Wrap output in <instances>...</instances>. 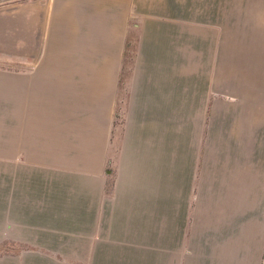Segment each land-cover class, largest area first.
I'll use <instances>...</instances> for the list:
<instances>
[{
  "label": "crops",
  "instance_id": "0c3cea01",
  "mask_svg": "<svg viewBox=\"0 0 264 264\" xmlns=\"http://www.w3.org/2000/svg\"><path fill=\"white\" fill-rule=\"evenodd\" d=\"M4 36L0 264H264V115L225 45L264 42V0H0Z\"/></svg>",
  "mask_w": 264,
  "mask_h": 264
},
{
  "label": "rangeland",
  "instance_id": "374dc122",
  "mask_svg": "<svg viewBox=\"0 0 264 264\" xmlns=\"http://www.w3.org/2000/svg\"><path fill=\"white\" fill-rule=\"evenodd\" d=\"M243 29V28H240ZM245 29V28H244ZM251 30V28H247ZM237 34H242L244 37L250 38L252 32L239 31ZM6 41L0 42V86H12V72L17 70L22 64L13 60L11 52L10 36L3 37ZM229 53V58H234L235 62H239L244 66L246 73L253 80L251 86H246L247 92H250L251 99L257 106L260 115H264V42L249 43V42H229L225 44ZM224 46V44L222 45ZM126 66H129L130 59L127 58ZM124 77L128 76V70H125ZM124 87V86H123ZM124 92V91H123ZM23 245L4 243L0 244V255L7 253L20 254ZM39 253V251H34ZM51 256L52 264H76L74 257L75 251H60L52 250L46 252Z\"/></svg>",
  "mask_w": 264,
  "mask_h": 264
}]
</instances>
